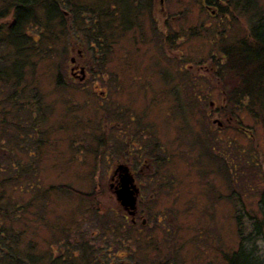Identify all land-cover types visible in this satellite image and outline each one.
<instances>
[{
	"label": "rangeland",
	"instance_id": "1",
	"mask_svg": "<svg viewBox=\"0 0 264 264\" xmlns=\"http://www.w3.org/2000/svg\"><path fill=\"white\" fill-rule=\"evenodd\" d=\"M57 1L18 32L0 0V264H264V85L230 99L218 73L264 0ZM116 162L140 172L133 225Z\"/></svg>",
	"mask_w": 264,
	"mask_h": 264
},
{
	"label": "trees",
	"instance_id": "2",
	"mask_svg": "<svg viewBox=\"0 0 264 264\" xmlns=\"http://www.w3.org/2000/svg\"><path fill=\"white\" fill-rule=\"evenodd\" d=\"M69 0H67V3ZM60 1L56 2V0H14L11 6L14 8L15 17L12 21V24L15 25L13 31H21L23 24L25 23V18L28 12L31 13V10L36 6H45L47 13L52 16V14L56 15L58 10V5ZM62 6L65 5V2L61 1ZM129 5V10L133 11L132 14H135L137 10H139L140 4H135L134 8L132 9V5ZM4 13H0V19L4 17ZM14 15V14H13ZM124 19V18H123ZM100 25V22L94 21ZM131 23L130 17L125 21V23ZM255 27V28H254ZM253 31L254 34L252 35V43L250 42H241L237 44L235 47H227L225 46L223 49V54L226 57V66L221 67L218 69V73L221 76V80L223 85L231 86L229 90V97L230 99L235 97L232 94L236 95L237 92L243 89V91L238 95L240 96L239 99L243 97L248 98L252 97L254 91L257 90L259 85H264V33L261 32L260 26H254ZM1 29V26H0ZM16 38L18 36L16 35ZM98 44L100 45V39L98 35L92 38V42L90 45ZM70 63L72 59L69 60ZM86 72H90V68L86 67ZM60 77V75H58ZM73 80V79H72ZM264 89V88H263ZM234 90V91H233ZM262 90V89H261ZM246 93V95L243 94ZM240 101V100H239ZM253 111V109H252ZM62 191H67L68 193H76L80 198L91 200L94 207H96L94 200V196L96 194H85V193H78L70 189L66 186L59 187ZM96 210V209H95ZM98 210V209H97ZM254 227H258V224L255 223ZM33 258V257H32ZM33 260V259H30ZM52 264H55L53 261ZM230 264H251L249 260L245 259L244 255L242 254V250L235 253L230 258Z\"/></svg>",
	"mask_w": 264,
	"mask_h": 264
},
{
	"label": "flooded vegetation",
	"instance_id": "3",
	"mask_svg": "<svg viewBox=\"0 0 264 264\" xmlns=\"http://www.w3.org/2000/svg\"><path fill=\"white\" fill-rule=\"evenodd\" d=\"M69 73L73 81L83 83L86 80V66L76 64L73 58ZM138 174L140 175V172L133 171L124 162H116L111 166L108 172L111 195L115 198L124 212H126L125 214L127 216H125V218L130 217L132 225L136 223V218L139 215H142V213L145 214V211L140 210L138 207L140 197V186L137 181ZM150 177L151 176L148 178ZM140 225L146 226L144 219L141 220Z\"/></svg>",
	"mask_w": 264,
	"mask_h": 264
}]
</instances>
